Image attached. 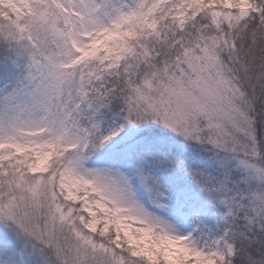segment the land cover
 I'll return each mask as SVG.
<instances>
[{"label":"snow or ice","instance_id":"1","mask_svg":"<svg viewBox=\"0 0 264 264\" xmlns=\"http://www.w3.org/2000/svg\"><path fill=\"white\" fill-rule=\"evenodd\" d=\"M0 264H264V0H0Z\"/></svg>","mask_w":264,"mask_h":264}]
</instances>
